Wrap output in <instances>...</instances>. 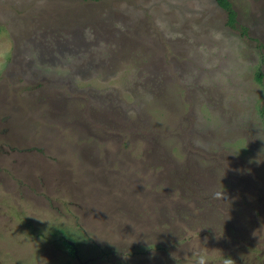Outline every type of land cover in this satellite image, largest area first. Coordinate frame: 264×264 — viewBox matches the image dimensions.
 Returning <instances> with one entry per match:
<instances>
[{"label": "rangeland", "instance_id": "rangeland-1", "mask_svg": "<svg viewBox=\"0 0 264 264\" xmlns=\"http://www.w3.org/2000/svg\"><path fill=\"white\" fill-rule=\"evenodd\" d=\"M228 2L0 0L4 264H264V0Z\"/></svg>", "mask_w": 264, "mask_h": 264}, {"label": "flooded vegetation", "instance_id": "flooded-vegetation-1", "mask_svg": "<svg viewBox=\"0 0 264 264\" xmlns=\"http://www.w3.org/2000/svg\"><path fill=\"white\" fill-rule=\"evenodd\" d=\"M1 148H3L4 150H7L6 148L7 147H5V146H1ZM7 153H5V154H3V155H1L0 156V158L2 159V163L1 164H5V165H7L8 164V159L9 158H14L15 157V154L13 153V152H9L8 150L6 151ZM49 152H51V151H49ZM20 162V161H19ZM49 168V167H48ZM34 169H37V170H39V171H43V170H46V166H38V165H35L34 166V168L32 169L33 171H34ZM29 177H34L35 176V173L34 172H30L29 173V175H28ZM44 178V177H43ZM45 179V178H44ZM67 185H64L63 183H61V182H59V184L57 185V191L58 190H60V191H62V192H64V193H69L68 192V190L67 189H69L70 187L71 188H73L72 186H73V183L72 182H69V181H66L65 182ZM32 185V187L34 188L32 191L34 192V190L37 192V193H40L41 191H40V186L36 183V182H34V183H32L31 184ZM43 190H44V192H45V194L46 195H48V196H50L51 197V194H52V189H51V187L48 185V187H44V188H42ZM74 189H76V188H74ZM70 190V189H69ZM23 191V190H22ZM59 192V191H58ZM64 193H62L63 195H65ZM75 193L76 194H78V190H76L75 191ZM80 197V196H79ZM81 198V197H80ZM77 199L78 200H81V199H79L78 197H77ZM51 202H52V205H55V202L53 201V200H51ZM72 203V202H71ZM80 203V202H79ZM9 217H7V219H8ZM12 219V218H11ZM12 222H13V219H12ZM61 239V238H60ZM64 243L68 246V244H71V245H73L74 247H75V249H74V251H72V249L68 246V248L70 249V251H71V254H73L77 259H79V261H80V264H85V262L83 261V260H81L80 259V256H79V252H78V248H77V246H76V244H75V242L74 241H68V240H66V241H64ZM0 251H1V248H0ZM4 258H2V255L0 254V264H4V260H3Z\"/></svg>", "mask_w": 264, "mask_h": 264}, {"label": "clouds", "instance_id": "clouds-1", "mask_svg": "<svg viewBox=\"0 0 264 264\" xmlns=\"http://www.w3.org/2000/svg\"><path fill=\"white\" fill-rule=\"evenodd\" d=\"M223 198V194H222ZM196 264H209V259L206 253H198ZM222 264H234V261L231 259V257H225L222 261Z\"/></svg>", "mask_w": 264, "mask_h": 264}, {"label": "trees", "instance_id": "trees-1", "mask_svg": "<svg viewBox=\"0 0 264 264\" xmlns=\"http://www.w3.org/2000/svg\"><path fill=\"white\" fill-rule=\"evenodd\" d=\"M219 2V4L223 5L225 8H228L229 7V2L228 0H217ZM233 14L234 12L231 11ZM232 19H235L234 17ZM260 80L262 78V73L260 72L259 73V77H258ZM68 246L72 249V251H74L75 247L71 244H68Z\"/></svg>", "mask_w": 264, "mask_h": 264}]
</instances>
